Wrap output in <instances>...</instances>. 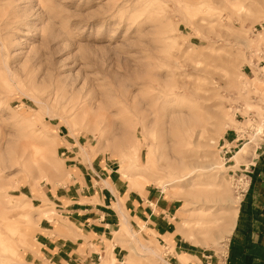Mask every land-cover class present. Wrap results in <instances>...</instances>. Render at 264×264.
Instances as JSON below:
<instances>
[{
  "label": "rangeland",
  "instance_id": "obj_1",
  "mask_svg": "<svg viewBox=\"0 0 264 264\" xmlns=\"http://www.w3.org/2000/svg\"><path fill=\"white\" fill-rule=\"evenodd\" d=\"M263 89L264 0H0V264H38L55 191L92 161L173 200L178 232L223 255ZM230 129L249 141L235 163L218 148ZM113 229L114 264H172L125 210Z\"/></svg>",
  "mask_w": 264,
  "mask_h": 264
},
{
  "label": "crops",
  "instance_id": "obj_2",
  "mask_svg": "<svg viewBox=\"0 0 264 264\" xmlns=\"http://www.w3.org/2000/svg\"><path fill=\"white\" fill-rule=\"evenodd\" d=\"M236 132L230 129L220 140L235 145ZM240 167L244 171L245 185L223 255L214 249L199 248L187 240L185 231L178 232V224L185 220L184 209L175 207L173 200L160 192L150 194L146 190L140 196L125 190L122 184L105 175L104 166L92 161L90 166L77 168L78 172L70 175V182L61 190L58 188L53 196L54 205L58 207L57 217L73 226L65 233L57 228L61 225L57 217L45 220L42 231L37 234L38 257L32 260L38 264H101L113 258L111 264H114L120 249L113 245L111 256L104 258L105 241L110 240L120 213L125 210L132 221L142 223L153 234L167 240L166 258L172 264H264V142L254 149L245 163H240ZM117 196H122L124 204V210L121 200L113 204L118 214L111 205ZM176 219L179 221L175 228Z\"/></svg>",
  "mask_w": 264,
  "mask_h": 264
},
{
  "label": "built area",
  "instance_id": "obj_3",
  "mask_svg": "<svg viewBox=\"0 0 264 264\" xmlns=\"http://www.w3.org/2000/svg\"><path fill=\"white\" fill-rule=\"evenodd\" d=\"M262 121L264 123V119ZM245 132H236V133H241V135L240 134H239V136L235 135L233 141L234 142H238L239 140H247V142H249L248 139L245 138L246 136H244V137L242 136L243 134H245ZM256 133H257V135H259V137H261V138L263 137L264 138V130L263 129H260L259 132H256ZM256 133L254 132L253 134H256ZM230 143H224L223 141H221V143L218 146V148L220 150V153H221V156H222V159L224 160V162L229 161V159L231 157V151L235 147V145H231Z\"/></svg>",
  "mask_w": 264,
  "mask_h": 264
},
{
  "label": "bare ground",
  "instance_id": "obj_4",
  "mask_svg": "<svg viewBox=\"0 0 264 264\" xmlns=\"http://www.w3.org/2000/svg\"><path fill=\"white\" fill-rule=\"evenodd\" d=\"M249 142H243L242 144H241V148L238 150V151H236L235 152V154L234 155H231V159L233 160V162L235 163L236 162V159L241 155V153L243 152V147L246 145V144H248ZM233 154V153H232ZM236 158V159H235ZM208 167H212V169L213 168H217L216 166H215V164H213V163H211ZM226 167V166H225ZM219 168H221V164H220V166H219ZM189 171V170H188ZM189 174V173H188ZM180 175V174H179ZM185 175V174H184ZM187 175V174H186ZM182 177V176H181ZM188 177V176H187ZM187 177H185V178H183V179H179V181H177V182H180V181H183L184 179H186ZM175 182V181H174ZM247 183V182H246ZM166 186V185H165ZM163 188V187H162ZM239 196V195H238ZM241 196V195H240ZM239 196V197H240ZM238 197V198H239Z\"/></svg>",
  "mask_w": 264,
  "mask_h": 264
}]
</instances>
